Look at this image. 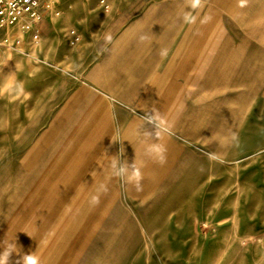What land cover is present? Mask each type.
<instances>
[{
    "label": "rangeland",
    "instance_id": "rangeland-1",
    "mask_svg": "<svg viewBox=\"0 0 264 264\" xmlns=\"http://www.w3.org/2000/svg\"><path fill=\"white\" fill-rule=\"evenodd\" d=\"M115 3L61 0L44 11L38 32L14 37L15 27L9 34L14 46L0 48V85L13 77L24 88L23 94H0V253L16 243L21 220L33 219L39 222L35 231L71 227L61 241L62 264H264V244L257 243L264 239V70L233 91L230 110L220 112L213 126L195 127V144H184L183 169L153 177L158 191H145L143 183L137 193L119 178L118 192L103 207L83 209L73 224L45 223L79 212L67 207L62 191L57 193L66 176L55 165L63 162L68 145L86 141L102 97L97 89L111 82L95 29L97 21L110 20L102 10ZM204 8L216 9L218 19L233 30L257 31L264 40V23L258 22L264 18V0H248L243 8L238 0L207 1ZM17 39L22 41L18 49ZM113 115L123 121L130 115L141 124L148 119L143 110ZM137 129L130 134L136 143L142 137ZM105 130L101 122L94 133L101 136ZM167 130L179 141L194 134L190 127ZM231 133L238 142L221 147L218 141ZM136 152L142 155V149ZM208 153L222 154L223 162L210 161ZM170 154L171 172L176 158ZM135 162L142 168L141 160ZM166 179L173 183H161ZM100 216L102 223L83 222ZM18 258L11 255L9 264Z\"/></svg>",
    "mask_w": 264,
    "mask_h": 264
},
{
    "label": "crops",
    "instance_id": "crops-1",
    "mask_svg": "<svg viewBox=\"0 0 264 264\" xmlns=\"http://www.w3.org/2000/svg\"><path fill=\"white\" fill-rule=\"evenodd\" d=\"M114 1L116 6L102 10L101 14L104 16L107 12L110 20L107 23L97 21L95 29L97 46L105 47L102 55H107L104 63H107L105 69L109 65L112 72L111 82L103 84L102 92L97 89L102 97H98L95 120L86 141L68 145L61 159L63 162L55 165L63 168L66 176L57 193L62 191L63 200L69 202L67 207L79 212L73 215L71 211L59 219H49L45 221L48 224H73L81 220L83 209L103 207L110 196L113 199L112 193L119 189V178L112 177L107 167L111 156H116L121 163L141 160L147 177L143 182L145 191H158L160 187L152 180L183 169L184 144H195V127L213 126L220 112L230 110L233 91L244 86L251 74L264 70V40L259 38L257 31L253 35L245 30H233L218 19L214 8H203L199 13L201 18L211 17L208 23L201 25L198 20L196 25L189 26L180 19L186 10L185 0ZM207 1L218 3L220 0H205V3ZM107 35L111 36V42L105 39ZM161 49H167V56L161 57ZM200 96L204 98L199 102ZM137 110L148 114L158 111L166 120L167 129L190 127L194 134L190 138L181 137L179 141L174 136L169 137L168 130L164 132L158 142L167 148L166 163L157 164L145 152L146 145L156 139L155 125L141 124L130 119V115L125 121L114 119L113 112ZM101 122L106 130L96 136L94 128ZM137 125L142 131L153 133L154 141L142 136L138 143L132 142L130 134ZM117 130L119 133L124 130L118 139L115 137ZM139 149L142 155L137 156ZM169 154H175L176 158L170 164L171 172L168 171ZM161 183L173 182L166 179ZM93 196L98 198V203L92 202ZM83 222L102 223L103 220L100 216L94 221L85 219ZM21 224L23 226L14 237L18 252L11 254L19 257L16 264H20L23 255L32 252L46 257L42 264H62L65 249L62 252L61 241L71 227H63L58 232L50 228L35 231L39 222L22 219ZM51 239L58 242L51 243ZM24 241H27L26 247Z\"/></svg>",
    "mask_w": 264,
    "mask_h": 264
},
{
    "label": "clouds",
    "instance_id": "clouds-1",
    "mask_svg": "<svg viewBox=\"0 0 264 264\" xmlns=\"http://www.w3.org/2000/svg\"><path fill=\"white\" fill-rule=\"evenodd\" d=\"M248 4V0H238V7H245ZM186 10L182 13L180 19L183 24L194 26L199 23L201 25L206 24L211 19L210 16L200 17L199 13L205 7V0H185ZM264 23V18L260 21ZM105 39L108 42H111V36L107 35ZM143 39V38H142ZM161 57L167 56V49H161L160 51ZM7 92L8 94L16 93L23 94L24 88L23 84L20 82H16L13 77H5V81L3 85H0V94H4ZM153 114H148L147 123L155 125V141L153 140V133L148 131H142L137 129V136H143L145 139H152L154 142L146 145V155L150 159H152L155 163L163 165L166 163V152L167 148L165 144L158 142L162 134L167 131V122L166 120L159 114L158 111H151ZM145 122V123H146ZM144 125L141 126L143 128ZM238 142V136L236 133H231L228 136L221 137L218 141L221 147H231L234 146ZM208 159L210 161H218L223 162L222 154L220 153H208ZM108 169L111 172L112 177L122 178L125 182L134 189L137 193L143 191V181L145 179V174L141 167L136 165L134 161L132 164L127 163L125 160L123 163L116 156H111V159L108 161L107 165ZM92 202L98 203V198L96 196L92 197ZM257 243L264 244V239L257 241ZM13 252H18V249L15 243H9L4 245V250L0 253V264H9L10 256ZM20 264H42L41 257L36 254V252H32L30 254H25L21 258Z\"/></svg>",
    "mask_w": 264,
    "mask_h": 264
},
{
    "label": "built area",
    "instance_id": "built-area-1",
    "mask_svg": "<svg viewBox=\"0 0 264 264\" xmlns=\"http://www.w3.org/2000/svg\"><path fill=\"white\" fill-rule=\"evenodd\" d=\"M60 2L61 0H0V48L14 46L11 45L9 34L15 27H18L21 34L31 30L38 32L37 26L43 19L44 11L53 9ZM33 39L38 40V33ZM78 40L77 38L75 41ZM15 45L18 49L22 41L15 40Z\"/></svg>",
    "mask_w": 264,
    "mask_h": 264
},
{
    "label": "bare ground",
    "instance_id": "bare-ground-1",
    "mask_svg": "<svg viewBox=\"0 0 264 264\" xmlns=\"http://www.w3.org/2000/svg\"><path fill=\"white\" fill-rule=\"evenodd\" d=\"M18 33H19V32H18ZM18 35H19V34H18ZM18 35H17V36H18ZM13 36H14V35H13Z\"/></svg>",
    "mask_w": 264,
    "mask_h": 264
}]
</instances>
